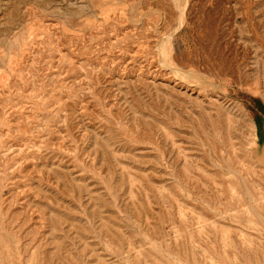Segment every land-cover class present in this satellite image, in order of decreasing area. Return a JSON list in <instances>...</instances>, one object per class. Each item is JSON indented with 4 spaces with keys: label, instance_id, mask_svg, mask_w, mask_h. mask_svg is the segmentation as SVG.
<instances>
[{
    "label": "rangeland",
    "instance_id": "obj_1",
    "mask_svg": "<svg viewBox=\"0 0 264 264\" xmlns=\"http://www.w3.org/2000/svg\"><path fill=\"white\" fill-rule=\"evenodd\" d=\"M264 0H0V264H264Z\"/></svg>",
    "mask_w": 264,
    "mask_h": 264
},
{
    "label": "water",
    "instance_id": "obj_2",
    "mask_svg": "<svg viewBox=\"0 0 264 264\" xmlns=\"http://www.w3.org/2000/svg\"><path fill=\"white\" fill-rule=\"evenodd\" d=\"M257 141L258 144L261 146L264 145V125L258 124L257 126Z\"/></svg>",
    "mask_w": 264,
    "mask_h": 264
}]
</instances>
